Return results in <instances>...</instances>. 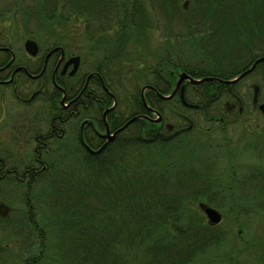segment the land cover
I'll return each instance as SVG.
<instances>
[{
  "label": "trees",
  "instance_id": "obj_1",
  "mask_svg": "<svg viewBox=\"0 0 264 264\" xmlns=\"http://www.w3.org/2000/svg\"><path fill=\"white\" fill-rule=\"evenodd\" d=\"M74 1L77 4L71 0H51L49 6L41 8L42 20L68 23L73 19L84 24L82 30L92 43V50H99L106 58L120 59L121 87L126 85L122 68L130 62L133 66L137 58L127 45L148 35L145 29L152 25V20L156 22L157 13L167 16L170 25L180 27L172 31L179 43L193 41L197 46L193 50L200 51L197 57L214 64L209 71L204 69L206 73L235 74L264 56V0H145L147 5L141 0ZM105 4H111L112 10L101 18ZM92 20L95 25L91 28ZM112 26L114 30L109 29ZM173 58L168 57V67L176 65ZM142 59V65L150 64L145 57ZM221 59H225L224 64ZM210 83L200 88L202 93L214 91ZM217 84L215 92L219 94V88L225 86ZM136 100L139 103L138 97ZM187 102L197 104L206 119L209 106L214 102L216 107L220 105L218 98L210 97ZM177 107L188 108L170 102V109ZM135 128V135H144L151 129L152 139L128 138L99 154H87L75 144L60 153L56 148L54 162L45 164L38 174L56 176L48 196L49 184H38V179L44 177L28 178L23 194L26 211L30 214L34 208L28 201L29 191L37 187L38 194H34L39 196L36 202L41 206L43 221L39 225L27 217L39 239V256L31 263L38 260L42 264L51 258L57 264H199L205 258L206 248L214 245L213 240L198 235L195 224L200 222H195L191 208L193 200L204 195L213 180L204 178L208 175L205 166L203 170L192 169L191 160L180 159L189 147L177 148V143L189 132L163 140L155 126L150 127L144 120L135 122ZM191 172L201 176L195 178ZM255 188L264 189V180ZM46 211L48 214L44 215ZM21 214L24 216L25 212ZM228 262L240 264L234 257Z\"/></svg>",
  "mask_w": 264,
  "mask_h": 264
},
{
  "label": "flooded vegetation",
  "instance_id": "obj_2",
  "mask_svg": "<svg viewBox=\"0 0 264 264\" xmlns=\"http://www.w3.org/2000/svg\"><path fill=\"white\" fill-rule=\"evenodd\" d=\"M26 40L35 43L34 55L24 49ZM87 45L86 52L78 55L77 65L70 74L73 63L67 62L77 55L66 53L60 44H40L32 36L25 37L17 48L9 41L0 42V182L12 183L13 192L17 196L22 189L17 185L21 184L25 176H37L46 161H53L56 156V148L53 147L56 139L64 143L75 142L77 149L87 154H99L104 148L128 138L133 141L136 138L151 140V129L144 135H135V122L142 120L150 127L155 126L157 135L163 140L190 132L194 128V119L186 115V109L169 108L170 102L176 106L183 105L180 100L181 87L185 102L190 97L195 100L202 97L218 98L220 105L216 107L215 102L211 104L216 112L207 120L222 124L221 129H224L223 124L239 117L242 112L241 96L232 87L245 77H263L264 81V61L258 62L245 74L241 72L248 69L255 59L235 74L206 73L200 66L183 63L181 60L176 61V65L168 71L169 55L163 57L161 53L162 57L153 66L142 65L143 60L139 59L140 66L135 69L137 75L145 79L139 89L129 90L120 86V59L106 58L99 50H92ZM174 53L179 55L181 52ZM180 74L195 80L213 79L192 83L184 78L174 90ZM146 77L150 78L146 80ZM172 77L176 78L169 88ZM225 77L241 78L226 84L222 81L231 78ZM209 83L214 91L208 95L202 93L200 88ZM217 83L225 86L219 88V94L215 92ZM253 85L256 84L250 86L252 95ZM172 91L175 92L170 98L163 97ZM252 95L251 109H258V105L264 103V98L259 100V86L254 103ZM227 98L233 99L237 108ZM187 103L196 106L187 109L199 110L197 104ZM158 105L161 111L157 110ZM132 117L137 118L123 127ZM21 143L26 146L29 144L32 150L20 154L10 149L11 146L20 147ZM71 144L69 147H72ZM63 147L67 146L63 144ZM5 163H8L7 168H4ZM36 163L41 167L35 166ZM233 178L230 176L231 181ZM0 208L6 213L10 207L0 202Z\"/></svg>",
  "mask_w": 264,
  "mask_h": 264
},
{
  "label": "rangeland",
  "instance_id": "obj_3",
  "mask_svg": "<svg viewBox=\"0 0 264 264\" xmlns=\"http://www.w3.org/2000/svg\"><path fill=\"white\" fill-rule=\"evenodd\" d=\"M71 1L77 4L74 0ZM141 1L147 5L145 0ZM50 2L51 0H0V42L9 41L17 48L21 46L23 39L29 36L35 38L40 44H52L53 40H58L56 43L60 44L66 53L83 55L87 44H92L84 36L85 32L82 30L84 24L73 19L68 23L48 19L44 22L41 8H46ZM102 8L104 14L100 16L104 18L105 13L112 10V5L105 4ZM157 15L156 22L152 20L150 22L152 25L145 29L148 35L142 37V41L127 45V48H130L137 58H134L133 66L130 62L124 66L125 69L122 68L124 81L126 79L124 88L139 89L141 87L145 77L137 75L135 68L140 65L134 66L139 62V58L143 60L142 58L145 57V61L153 66L160 58L158 56L163 53V57L168 54V57L172 56L178 62L182 61L196 66L203 65L202 68L207 71L214 65L210 60H201L197 57L200 51L193 50L197 47L193 41L188 44L185 42L183 45L179 44L172 31L180 27L177 24L170 25L167 16L160 15V13ZM173 21L176 22V20ZM94 25L95 21L92 20L90 27ZM114 28L115 26H112L109 29L114 30ZM42 35L46 38L40 39ZM167 46H169L168 49L164 50ZM177 48H180L179 55L174 53ZM139 54H144V56L139 57ZM221 60L224 64L225 59ZM169 70L170 67H168ZM149 78L146 77V80ZM175 78L172 77V85L169 88L173 86ZM262 78L245 77L234 85L233 89L241 96L242 112L239 117L223 124L224 129H221L222 124L208 121L199 110H185L186 115L194 119V128L181 138V142L177 143V148L186 145L189 147V151L183 152L180 159L191 160L189 166L192 169L201 170L206 167L208 175H204V178L209 177L208 179L213 180L209 181L205 194L198 195V198L193 200L194 204L191 208L192 215L196 218L195 222H200L199 225L195 224L198 226L195 229L198 235H203L202 239H212L211 245L214 244L206 248L205 258L199 264L202 262L228 264L231 257H234L240 264H264V208L262 206L264 205L262 196L264 189L255 188L260 180H264V115L256 107L251 109L252 90L250 87L251 84L259 86V100H262L264 98ZM190 100L195 101L191 97ZM227 100L229 103H235L231 98ZM235 105L237 108L236 103ZM214 110L213 106H209L206 113L208 119L216 112ZM21 144L20 147L11 146L10 149L20 154H27L32 150L29 144L28 146ZM63 144L68 147L71 143L56 139L53 147L59 149L57 151L60 153V150L66 149ZM73 144L75 143L71 145ZM45 164L49 165V161ZM35 166L41 167L38 163ZM7 167L8 163H5L4 168ZM46 173L38 175V177H44L38 179V184L39 186L42 182L49 184L48 196L53 191V188L50 190L51 181L56 176L50 177ZM191 174L195 175V178L201 176L197 172H191ZM230 176L234 177L232 181ZM28 178L25 176L21 184L17 185L22 188L18 196L13 192L12 183L0 182V202L13 209L4 213V209L0 208V264H41L38 260L31 263L32 259L39 256V239L34 235L33 225L27 217L39 222V225L43 221L40 213L41 206L39 202H36L39 197L36 192L37 187L29 191L28 201L34 205V208L31 209L30 214L26 211V196L23 194L25 193L24 184ZM171 178H174L173 175ZM34 192L37 194L35 195ZM203 206H209L219 212L221 219L217 224H210L207 221L202 211ZM22 211L25 212L24 216L21 214ZM47 214L46 211L44 215ZM47 253L49 254V251ZM42 264H57V262L49 258L45 259Z\"/></svg>",
  "mask_w": 264,
  "mask_h": 264
},
{
  "label": "water",
  "instance_id": "obj_4",
  "mask_svg": "<svg viewBox=\"0 0 264 264\" xmlns=\"http://www.w3.org/2000/svg\"><path fill=\"white\" fill-rule=\"evenodd\" d=\"M24 49L26 50L27 53H29L30 55H34L35 52H36V45L33 41H30V40H26L24 42ZM77 61H78V56H74L72 58L69 59V61L67 63H73V69L72 71L70 72L73 73L76 65H77ZM261 61H264V57H259L257 58L253 63L252 65L246 69L245 71H243L241 74H245V73H248L250 70H252V68L258 63V62H261ZM240 74V75H241ZM184 78H187L188 81L192 82V83H198L200 81H203V80H210V79H213V78H202V79H192L191 77H188L187 75L185 74H180V76L178 77L177 81H176V85H175V88L174 90H176V88L179 86V84L182 82V80ZM241 77H233L231 79H225L223 80L222 82L223 83H233V82H236L237 80H239ZM217 80V79H215ZM253 95H252V102L254 103L256 101V98H257V90H258V86L257 85H253ZM173 92L175 91H172L169 95L167 96H163L164 98H170L171 95L173 94ZM180 100H181V103L184 105V106H187V107H196L194 105H191V104H188L187 102H185V100L183 99L182 97V87L180 88ZM258 110L260 112H262L264 114V103H261L258 105ZM135 118L137 117H132L130 118L129 121H127L123 127H125L128 123H130L132 120H134ZM122 127V128H123ZM202 211L207 219V221L210 223V224H217L220 219H221V216L219 214V212H217L215 209L209 207V206H203L202 207Z\"/></svg>",
  "mask_w": 264,
  "mask_h": 264
}]
</instances>
